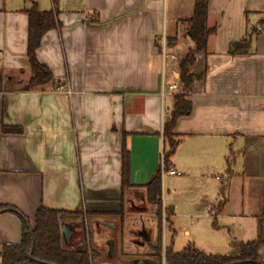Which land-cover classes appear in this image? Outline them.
Segmentation results:
<instances>
[{
  "label": "crops",
  "instance_id": "0c3cea01",
  "mask_svg": "<svg viewBox=\"0 0 264 264\" xmlns=\"http://www.w3.org/2000/svg\"><path fill=\"white\" fill-rule=\"evenodd\" d=\"M32 1L57 10L60 25L37 49L54 79L23 88L32 76L26 13L32 2L0 0V122L22 129L0 128V205L17 207L31 227L41 205L128 220L134 197L147 199L145 185L164 164V122L182 90L180 62L195 46L181 22L196 0L185 8L174 0L170 19L165 0ZM207 25L215 31L190 66L192 111L174 128L179 144L169 168L181 174L161 177L170 224L163 256L168 247L181 252L188 245L228 254L233 242L258 236L264 215V0H209ZM245 37L248 52L230 54L231 43ZM161 42L173 57L162 54ZM138 214L149 219L152 235L159 232L148 211ZM177 235L187 241L175 250ZM21 237L19 215L0 212V252ZM89 250L97 264L123 260L93 251L91 243Z\"/></svg>",
  "mask_w": 264,
  "mask_h": 264
},
{
  "label": "trees",
  "instance_id": "16d2710c",
  "mask_svg": "<svg viewBox=\"0 0 264 264\" xmlns=\"http://www.w3.org/2000/svg\"><path fill=\"white\" fill-rule=\"evenodd\" d=\"M26 9L28 15L27 56L29 59L32 76L24 89H33L52 81V70L37 57L45 33L60 25L57 10H40L35 2ZM209 0H196L193 15L185 20L187 33L193 39L195 46L180 62V82L182 90L174 96V103L169 117L164 122L163 134L167 149L164 151V167L169 168V162L179 144L177 134L174 132L179 117L189 115L192 111V102L187 98V91L194 78L190 73V66L196 59V53L206 47L208 36L215 31L207 25ZM250 38L245 37L240 41L232 42L229 53L232 55L247 53L250 48ZM0 128L5 133H21L20 126L6 125L0 122ZM123 187L131 186L129 181V152H123ZM147 198L150 203H161L162 181L161 168L159 167L145 185ZM8 207L19 215L22 220V237L17 244H4L0 252V264H97L84 248L65 247L63 243L62 224L65 220H74L83 217L82 211H69L63 209L47 208L41 205L36 212L34 227L17 207L13 205H0V210ZM123 215V209L120 211ZM31 229L35 240L32 258L29 257L32 245ZM162 239L158 236L154 245L157 256L161 255ZM228 254H206L193 245H188L181 252H174L168 247L165 252V264H228L240 260H253L264 263V215L259 219L258 236L248 242L235 241ZM162 262V258L159 257Z\"/></svg>",
  "mask_w": 264,
  "mask_h": 264
},
{
  "label": "rangeland",
  "instance_id": "374dc122",
  "mask_svg": "<svg viewBox=\"0 0 264 264\" xmlns=\"http://www.w3.org/2000/svg\"><path fill=\"white\" fill-rule=\"evenodd\" d=\"M165 1L166 10L168 9L167 16L170 19L175 9L174 0ZM185 2L187 4V0H183V8L187 6H184ZM187 19L188 18H185L183 22H181V24L185 25L187 23L185 20ZM164 45H166V42H164ZM172 51V49H169V45H166L162 54L164 56L167 55L168 58H171L173 57ZM166 90H168V85H166ZM259 177L260 180H262L261 176L257 177L256 174H249L247 176V179L254 180L256 178V180H259ZM145 193L143 194L145 195ZM134 200L135 204H133L131 208L128 209V211H133L134 213L128 215V220H126L125 218H123L122 220L120 215L117 214H95L90 211L88 213H84L83 217H78L74 220H65V222L62 224L64 246L75 249L84 248L85 251L88 252L90 251L89 248L91 243V248L93 251L99 248H103V250L105 251V255H110V251L108 249L109 244L111 241H115L114 249L117 252V255L112 256V259H115V262H119L120 259H123L122 262L120 261V264H138L141 262V260L146 262V259L148 258L147 253L149 252V250H151L150 245L157 244L158 236H160L162 239V252L160 256H156V259L158 264H163L162 262L164 244L169 238V231H167V228L170 227V224L168 223L169 211L164 207L162 202L160 204L150 203L148 201V198L144 199L138 197H134ZM233 207L234 204H232L231 208ZM146 211H148L149 217H152L155 220V225H157L159 229V232L157 234L152 235L151 222H149V219L145 217L142 219V215L138 214ZM164 227L165 230L163 232ZM144 231H146L147 234L151 236L150 240L146 238ZM221 239V236H219V240ZM148 240L152 244H150ZM186 241L187 239H185L183 235H177L173 246L174 249H182ZM159 257L162 258V262ZM140 264H144V262Z\"/></svg>",
  "mask_w": 264,
  "mask_h": 264
},
{
  "label": "water",
  "instance_id": "95a60500",
  "mask_svg": "<svg viewBox=\"0 0 264 264\" xmlns=\"http://www.w3.org/2000/svg\"><path fill=\"white\" fill-rule=\"evenodd\" d=\"M11 209L9 208H3L0 210V212H5V211H10ZM63 230V228H62ZM144 234L146 236V238L148 239V235L146 233V231H144ZM31 236H32V245H31V251H30V254H29V257L32 258V253H33V250H34V247H35V240H34V236H33V231L31 229ZM109 251H110V256H114V242L111 241L110 244H109ZM43 264H50V263H47V262H41ZM142 263V262H141ZM228 264H264V263H260V262H256V261H253V260H240V261H234V262H231V263H228Z\"/></svg>",
  "mask_w": 264,
  "mask_h": 264
},
{
  "label": "built area",
  "instance_id": "2783aa9c",
  "mask_svg": "<svg viewBox=\"0 0 264 264\" xmlns=\"http://www.w3.org/2000/svg\"><path fill=\"white\" fill-rule=\"evenodd\" d=\"M162 43H163V45H162ZM161 45H162V50H164L166 45H167V42H166V45H164V42H161ZM176 88H177L176 83H172V84L168 85V91H170V92L174 91ZM161 95L162 96L165 95L164 87L161 90ZM166 173H168L170 175H180L181 174V172H178L176 169H173V168L166 169L164 167V164H162V166H161V177L164 176ZM164 262H165V256H163V262L162 263L165 264Z\"/></svg>",
  "mask_w": 264,
  "mask_h": 264
},
{
  "label": "flooded vegetation",
  "instance_id": "af4514ba",
  "mask_svg": "<svg viewBox=\"0 0 264 264\" xmlns=\"http://www.w3.org/2000/svg\"><path fill=\"white\" fill-rule=\"evenodd\" d=\"M156 256H157V254H156V251L154 248L149 250L148 258L146 259L147 261L146 262L143 261L144 264H158Z\"/></svg>",
  "mask_w": 264,
  "mask_h": 264
}]
</instances>
